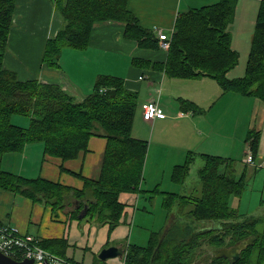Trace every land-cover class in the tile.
Segmentation results:
<instances>
[{"label":"trees","instance_id":"trees-1","mask_svg":"<svg viewBox=\"0 0 264 264\" xmlns=\"http://www.w3.org/2000/svg\"><path fill=\"white\" fill-rule=\"evenodd\" d=\"M54 2L63 16V24L57 35L46 43L43 63L47 66H59L65 47L86 48L94 27L108 21L122 23L124 36L140 47L161 48L155 29L142 24L130 9L129 0ZM16 4L17 0H0V189L47 203L55 210L70 206L73 219L109 224L111 233L120 224L125 209L120 194L142 191L149 140L133 135L139 92L129 88L122 76L105 73L98 75L93 91L82 100H76L58 83L20 79L16 71L4 64ZM236 6L237 0H218L180 12L165 61L152 63L150 59L133 57V64L153 65L173 78L210 77L224 93L264 101V0L258 9L245 73L230 77L229 72L240 60L228 28ZM178 102L185 111H205L192 100L179 97ZM14 115L29 116L28 126L14 123ZM94 135L105 137L107 146L97 178L75 172L84 179L82 188L44 176H23L2 166L7 152L23 151L27 144L35 142L44 144L45 155L62 160L76 158L89 150V140ZM259 138L257 129H251L246 137L255 160ZM196 156L197 153L189 151L185 162L173 167V182L186 183ZM200 156L204 163L198 171L199 196L163 191L159 185L144 190L151 198L155 193L163 194L162 205L171 220L163 231L151 233L147 245L128 243L124 264H228L226 258H217L214 253L204 257L202 246L207 243L218 248L236 244L250 235H256V240L234 264H264V214L241 213L231 203V198L242 196L246 188L249 166L245 164L239 174L235 157L209 153H200ZM189 203L193 207L185 211ZM83 210L84 216L80 218ZM200 222L214 223V226H200ZM40 245L68 257L66 238L42 239ZM92 264L112 263L96 256Z\"/></svg>","mask_w":264,"mask_h":264},{"label":"crops","instance_id":"crops-1","mask_svg":"<svg viewBox=\"0 0 264 264\" xmlns=\"http://www.w3.org/2000/svg\"><path fill=\"white\" fill-rule=\"evenodd\" d=\"M217 1L129 0V7L144 26L153 29L162 27L169 31L174 27L180 12ZM260 2L261 0H237L235 16L228 27L232 34V46L237 51L242 41L248 42V49L251 47ZM62 24L63 16L54 0H17L9 50L4 58L5 66L16 71L22 80L38 79L42 82L58 83L76 100H82L93 91L99 74H113L125 78L127 86L139 92V110H136L134 118L133 135L149 140L148 162L151 158H171L175 166L185 162L180 161L186 159L189 151L197 153L196 158H202L200 153L233 157L231 108L233 104H237L240 109L249 107L248 120L243 125L238 124V127H242V136L246 133L244 145H241L242 154L239 155L242 162L251 149L246 141L248 132L251 129L260 130L257 164L250 167L254 173L264 167L263 100L233 92L224 93L219 83L210 77L173 78L153 65L136 66L132 62L133 57L150 59L152 63H157L165 61L167 51L140 47L136 41L124 36V25L114 21L97 24L86 48L65 47L59 66H47L43 63L46 43L57 35ZM179 97L194 101L205 111L181 109ZM150 101L157 102L166 117L146 120L144 105ZM253 112L257 114L255 118ZM252 117L255 119L254 123ZM184 126L187 127L185 130L182 128ZM106 146L105 137L94 135L89 140L88 151L81 152L76 158L62 160L45 155L42 142L29 143L23 151L7 152L2 166L23 176H44L82 188L84 179L75 172L97 178L101 172ZM254 173L249 172L248 180ZM140 192L120 194V200L125 204L122 217L124 222H130L132 215L137 214L134 200ZM70 210V206L55 210L47 203L0 189V220L17 226L22 235L30 234L41 240L66 238L69 243L67 256L75 263L92 264L99 252L110 245H123L127 248L129 242L120 240L124 234L121 227L117 226L110 233L109 224L73 219ZM114 239L115 242L111 243ZM124 258H112L118 259V262L110 259L109 262L124 264Z\"/></svg>","mask_w":264,"mask_h":264},{"label":"rangeland","instance_id":"rangeland-1","mask_svg":"<svg viewBox=\"0 0 264 264\" xmlns=\"http://www.w3.org/2000/svg\"><path fill=\"white\" fill-rule=\"evenodd\" d=\"M246 44V45H245ZM240 53L239 64L231 70L230 77H239L243 76L246 69V64L249 56L250 49H248V42H241L240 49L238 50ZM164 52V50H163ZM142 98V96H141ZM244 99V98H243ZM248 99V98H247ZM258 101V100H257ZM261 101V100H259ZM264 103V102H262ZM246 102L245 105H247ZM237 104H233L230 113V121L232 122V135H231V143L233 145L231 156L238 159V172L242 171L246 162L242 160L241 162V145H244V135L242 136V127H238V124L243 125L249 118L248 108L240 109ZM139 110V108L137 109ZM212 115V114H211ZM210 118H213L211 117ZM257 114L253 112V116L255 118ZM253 123L255 122V119ZM30 117L24 115H14L13 122L21 125L28 126ZM183 129L187 127H182ZM184 129V130H185ZM183 130V132H184ZM189 130V129H187ZM186 133V132H184ZM180 138V137H179ZM230 154V153H229ZM240 154V155H239ZM148 157V155H147ZM148 159V158H147ZM146 159V160H147ZM243 159V157H242ZM175 160V159H174ZM185 159L183 158V162ZM204 160L200 157H197L195 162L191 166L190 174L187 178L185 184H178L172 181V169L174 167L173 159H160L158 160L151 158L146 161L144 167V179L141 185L142 191L138 194V198L134 200V205L137 208V214L132 215L130 222H124L122 218L118 227L123 229V235H121L120 240L128 241L132 244H138L141 246H145L148 244L150 235L153 231H163L170 222V217L168 216V211L162 205L163 194L155 193L154 197L151 198L149 193L144 190H152L159 185V189L163 191H174L186 195H196L199 196L201 194V182L199 179L198 171L200 167L203 165ZM257 164V163H256ZM259 164V163H258ZM249 171L252 170L256 165H250ZM252 166V167H250ZM136 197V195L134 196ZM232 205L238 206L241 213L250 214V215H262L264 214V167H260L254 175L248 180L246 188L242 194V196H233ZM137 200V201H136ZM193 207V204L189 203L185 207V211L189 210ZM169 217V218H168ZM200 226L212 227L214 223L200 222L198 223ZM115 242L111 240V243ZM204 251V257L207 255H211L213 253L214 248L207 243H205L202 248ZM200 250V251H201ZM126 256V255H125ZM125 259V258H124ZM113 262H118V259H110ZM201 262H196V264H200Z\"/></svg>","mask_w":264,"mask_h":264},{"label":"built area","instance_id":"built-area-1","mask_svg":"<svg viewBox=\"0 0 264 264\" xmlns=\"http://www.w3.org/2000/svg\"><path fill=\"white\" fill-rule=\"evenodd\" d=\"M160 39L161 49L168 51L171 46V38L174 27L167 31L162 27L155 28ZM143 76H141L142 78ZM154 117H166V113L155 101H150L144 105V118L151 120ZM244 161L250 165H256L254 154L250 149ZM41 239L27 234L22 235L15 225L0 220V251L18 260L33 259L36 264H77L68 257L56 254L42 245Z\"/></svg>","mask_w":264,"mask_h":264},{"label":"water","instance_id":"water-1","mask_svg":"<svg viewBox=\"0 0 264 264\" xmlns=\"http://www.w3.org/2000/svg\"><path fill=\"white\" fill-rule=\"evenodd\" d=\"M85 210L82 211L80 218L84 216ZM256 235H250L232 246H223L214 249V255L217 258H226L229 260L228 264H234L241 256L242 252L246 250L256 240ZM127 248L123 245H110L104 247L98 254L102 260H109L112 258H124ZM0 264H36L33 259L18 260L6 255L0 251Z\"/></svg>","mask_w":264,"mask_h":264},{"label":"flooded vegetation","instance_id":"flooded-vegetation-1","mask_svg":"<svg viewBox=\"0 0 264 264\" xmlns=\"http://www.w3.org/2000/svg\"><path fill=\"white\" fill-rule=\"evenodd\" d=\"M235 243H231V244H225L224 246H232V245H234ZM223 247V246H222ZM215 249V248H214ZM213 253H214V250H213ZM228 260V259H227ZM228 262H229V260H228Z\"/></svg>","mask_w":264,"mask_h":264}]
</instances>
